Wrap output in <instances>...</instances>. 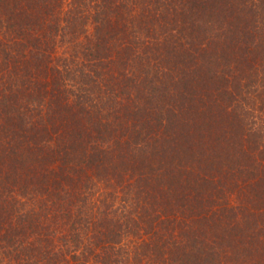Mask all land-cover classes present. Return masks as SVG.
<instances>
[{
	"label": "trees",
	"instance_id": "obj_1",
	"mask_svg": "<svg viewBox=\"0 0 264 264\" xmlns=\"http://www.w3.org/2000/svg\"><path fill=\"white\" fill-rule=\"evenodd\" d=\"M0 264H264V0H0Z\"/></svg>",
	"mask_w": 264,
	"mask_h": 264
}]
</instances>
